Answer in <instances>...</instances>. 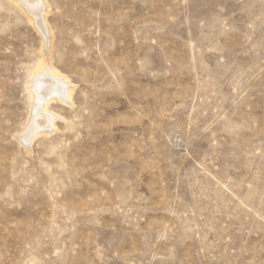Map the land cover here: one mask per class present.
<instances>
[{"label":"rangeland","instance_id":"1","mask_svg":"<svg viewBox=\"0 0 264 264\" xmlns=\"http://www.w3.org/2000/svg\"><path fill=\"white\" fill-rule=\"evenodd\" d=\"M45 4L0 0V264H264V0Z\"/></svg>","mask_w":264,"mask_h":264},{"label":"bare ground","instance_id":"2","mask_svg":"<svg viewBox=\"0 0 264 264\" xmlns=\"http://www.w3.org/2000/svg\"><path fill=\"white\" fill-rule=\"evenodd\" d=\"M21 1L25 4L27 9L33 13V17H35L36 20H39V18L43 15V9L46 8L45 0ZM30 88L32 89L33 97L32 121L34 122L28 130L34 131L38 127H41V125L44 126V124L49 125L50 127H48L52 129V120L55 118L51 113L48 112L49 104L54 98L65 101V103H72V84H70L67 76L59 73V71L52 65L51 62L44 59L36 65L33 71Z\"/></svg>","mask_w":264,"mask_h":264}]
</instances>
